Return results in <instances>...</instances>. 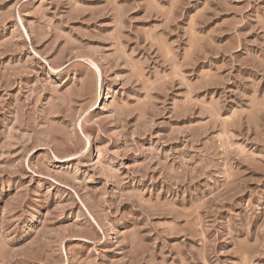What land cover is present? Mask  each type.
Masks as SVG:
<instances>
[{
    "label": "rangeland",
    "instance_id": "obj_1",
    "mask_svg": "<svg viewBox=\"0 0 264 264\" xmlns=\"http://www.w3.org/2000/svg\"><path fill=\"white\" fill-rule=\"evenodd\" d=\"M0 264H264V0H0Z\"/></svg>",
    "mask_w": 264,
    "mask_h": 264
},
{
    "label": "bare ground",
    "instance_id": "obj_2",
    "mask_svg": "<svg viewBox=\"0 0 264 264\" xmlns=\"http://www.w3.org/2000/svg\"><path fill=\"white\" fill-rule=\"evenodd\" d=\"M101 104V103H100Z\"/></svg>",
    "mask_w": 264,
    "mask_h": 264
}]
</instances>
